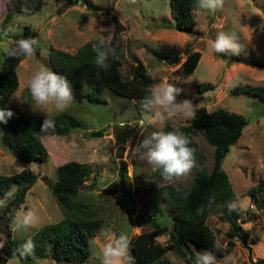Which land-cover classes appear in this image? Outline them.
<instances>
[{"label":"rangeland","instance_id":"rangeland-1","mask_svg":"<svg viewBox=\"0 0 264 264\" xmlns=\"http://www.w3.org/2000/svg\"><path fill=\"white\" fill-rule=\"evenodd\" d=\"M70 1L68 4V0H0V63L4 49L10 46L25 25L36 30L35 39L39 42L36 55L24 57L17 64L18 86L11 93L8 104L33 121L58 112L51 105L44 110L45 113L33 110L28 90L31 75L41 67L53 71L48 54L51 46L74 52L89 39L111 38L115 15L123 24L117 37L121 38L119 42L123 41L124 46L123 60L119 64L124 77L131 78L138 71V65L142 64L148 74L155 73L156 81L151 87L163 82L175 85L181 90L177 100H191L194 110L198 107L207 110L224 107L246 117L247 123L241 135L221 159V166L236 194L247 197L250 202L249 210L239 222L246 229L244 241L238 235L231 237V226L218 217L217 212L222 205L213 208L206 221L215 241L222 245L229 237L235 241L226 253H215L217 264H223V257L232 252L237 254L236 264H264V191L257 187L259 180L264 178V100L250 92H232L237 81L264 85V0H223V7L216 12L196 6L193 10L195 24L185 29L174 27L169 0ZM89 2L96 7L91 8ZM163 23L169 25L164 26ZM221 31L237 35L245 48V52L239 55L240 61L231 62L209 52L211 42ZM126 43L133 56L128 54ZM187 43L189 49L199 52V58L194 70L181 76L175 68L188 54L185 50ZM147 48L157 49L163 57H156ZM113 63L111 60L110 64ZM90 81L91 78L86 77L78 86H72L74 99L66 110L78 118V123L65 134L41 135L48 151L44 160L22 162L3 143L0 125V173H15L24 167L38 173L22 203L8 205L10 198L5 199L6 194L0 199L4 201L0 205V264H16L12 256L2 262L5 257L1 247L4 240L22 243L42 224L69 213L56 202L52 191L56 166L64 161L74 159L92 165L91 175L79 184L74 196L83 209L102 220L100 229L90 242L106 228H111L116 234L127 233L130 238L135 233L165 224L166 229L153 237L156 246L168 242L169 224L175 210L165 186L187 184L198 170L209 171L212 167L214 146L195 128L191 133L196 149L195 166L191 172L171 181L154 175V166L133 151L143 139L139 132L140 121L147 125L148 114L136 106V97L122 95L104 86L98 99L89 100ZM201 81H210L212 88L200 91L198 83ZM181 124H189L188 118L177 116L165 125ZM153 130L147 127L144 135ZM92 132H101L102 135H92ZM119 145L124 149L123 156L118 157L115 153ZM152 178L156 181V189L150 186ZM10 190L15 191V185ZM123 190L130 193L135 201V213L131 212ZM253 205L255 210L251 207ZM22 207L37 213L38 224L27 232H13L16 212ZM136 215L143 218L139 224ZM204 250L208 249L189 243L185 256L171 248L159 258L161 264H195L196 253ZM97 257L98 248L90 243V254L80 263L55 260L49 255L36 257V262L100 264ZM152 264H159V261Z\"/></svg>","mask_w":264,"mask_h":264},{"label":"trees","instance_id":"trees-1","mask_svg":"<svg viewBox=\"0 0 264 264\" xmlns=\"http://www.w3.org/2000/svg\"><path fill=\"white\" fill-rule=\"evenodd\" d=\"M71 1L68 0V4ZM170 14L174 18L176 29L191 28L195 24L193 10L197 6V0H169ZM91 8L96 4L89 2ZM114 29L111 40V47L115 48V56H109L107 63L109 68L105 71L95 64L96 54L92 51L93 44L102 38H93L82 43L72 52L55 46L49 48V63L53 71L66 77L73 87L78 86L84 78L90 77L91 91L87 97L89 100L99 98L102 87L111 88L117 93L128 97H136V106L142 107L141 99L148 95V90L155 83V78L144 70L139 64L138 71L132 74L131 78L122 75L119 64L121 55L124 54L123 41L117 37V33L123 28L120 20L113 15ZM162 25L167 26L168 23ZM36 30H31L25 25L23 31L16 35L15 40L20 38H35ZM107 39L106 37H103ZM15 40L9 47L15 46ZM127 52L133 56L131 48L127 45ZM8 47V48H9ZM149 52L158 58L163 57L155 48H147ZM186 58L175 68L177 74L186 76L191 73L199 58L198 51L189 49L186 44ZM37 53V52H36ZM224 59L231 62L240 61V56H225L217 53ZM8 57L4 52L0 63V109H10L14 115L8 122L0 123L2 126L1 139L19 159L25 162L30 159L44 160L48 151L41 139V125L47 118L33 121L21 112L13 109L8 104V99L18 86L17 64L21 59ZM137 59L136 56H134ZM113 60V64L110 61ZM210 81L198 83L200 91L212 88ZM232 92H250L264 100V85L249 84L238 81L232 86ZM194 118L189 120V124L178 126L164 125V131L179 129L191 140L190 147L195 149V141L191 133L199 129L207 141L214 146L213 164L209 171L198 170L191 182L176 187L167 184L164 188L171 197L175 210L171 215V223L168 230V242L165 245H157L154 242V235L166 229L164 225H157L154 228L135 233L130 237V255L132 264H152L153 262L162 263L160 255L166 250L175 248L183 256L186 255L189 243L210 250L214 240V233L208 226L206 218L209 212L218 205H222L217 212L218 217L227 222L232 230L231 237L238 235L244 241L243 235L246 229L240 225L242 214L235 212L229 213L227 202L236 197V192L232 186L226 171L221 166V159L228 152L242 133L246 125V117L240 113L224 107H216L207 110L205 107H198ZM49 119L55 121V130H49L47 134H65L70 131L73 125L78 123V118L68 110L58 111L50 116ZM196 150V149H195ZM196 155V151H195ZM124 164L121 169L123 170ZM56 179L52 187L56 202L69 213H66L58 220L50 221L38 227L29 237L35 242V250L31 256L20 254L21 242H11L4 240L1 247L5 255L3 261L12 256L16 264H37L36 257L49 255L55 260H67L73 263L84 261L90 254V239H92L100 229L102 220L92 216L89 210L83 209L74 198L80 183L91 175L92 165L86 161L70 159L56 166ZM162 169L153 168V174L162 176ZM122 174V172H121ZM38 173L30 168H22L15 173H0V199L15 185L14 195L9 199L8 205L20 204L24 201L27 190L36 180ZM155 179L150 180L152 189H156ZM257 187L264 191V178L259 180ZM254 190V188H252ZM185 194L187 198L185 199ZM215 196V203L208 207L209 198ZM203 207V214L198 215L197 209ZM229 237L224 245V251L216 252L224 254L229 251L235 241ZM159 258V259H158ZM4 264H7L3 262ZM2 263V264H3Z\"/></svg>","mask_w":264,"mask_h":264},{"label":"clouds","instance_id":"clouds-1","mask_svg":"<svg viewBox=\"0 0 264 264\" xmlns=\"http://www.w3.org/2000/svg\"><path fill=\"white\" fill-rule=\"evenodd\" d=\"M223 7V0H197V8L209 12H216ZM39 42L35 38H20L15 40V46L4 49L6 55L12 58H32L36 55ZM209 52L219 53L225 56H239L245 52V48L239 42L237 35L221 31L211 42ZM92 51L96 54L95 64L107 71L109 56H115V48L111 47V40L100 39L93 44ZM154 76L155 73H149ZM241 81H238L240 83ZM28 90L33 101V110L44 112L48 106H54L57 111L66 110L74 99L70 81L45 67L35 71L28 82ZM181 90L169 82L154 85L148 90L140 104L148 114V122L140 121L139 132L143 139L133 149L140 159L146 160L155 168L162 169V176L166 180H173L188 175L195 166V149L190 147V138L179 129L164 131L163 126L167 121L177 116L194 118L193 103L189 99L177 100ZM45 113V112H44ZM14 113L10 109H0V123H7ZM147 127L155 130L144 135ZM49 130H55V121L47 118L41 125V133L47 134ZM24 161V160H23ZM14 190L6 193L5 199L11 198ZM185 199L187 194H185ZM4 201H0L2 205ZM215 203V196L209 198L208 207ZM250 202L247 197L236 194L234 200L227 202L229 213H245L249 210ZM255 210V206H251ZM204 208L197 209V214H203ZM39 217L29 208H20L16 212L13 221V232H27L35 228ZM98 248L100 264H132L130 255V238L127 233L116 234L111 228L101 230L100 236L90 242ZM35 250V242L28 237L21 245L20 254L31 256ZM219 241H215L210 250L196 253L195 264H217L216 252L224 251ZM237 254L229 253L223 257V264H236Z\"/></svg>","mask_w":264,"mask_h":264},{"label":"water","instance_id":"water-1","mask_svg":"<svg viewBox=\"0 0 264 264\" xmlns=\"http://www.w3.org/2000/svg\"><path fill=\"white\" fill-rule=\"evenodd\" d=\"M91 134H92V135H102L101 132H92ZM123 149H124V148H123V145H119V147H118V149H117L115 155L118 156V157H119V156H123ZM20 160L23 162V159L20 158ZM123 192H124L125 196H126L127 199H128V202H129V204H130V210H131V212H135L136 204H135V202H134V200H133L131 194L128 193L126 190H123ZM135 219H136L137 224H139L143 218L140 217V216H138V215H136V216H135Z\"/></svg>","mask_w":264,"mask_h":264},{"label":"bare ground","instance_id":"bare-ground-1","mask_svg":"<svg viewBox=\"0 0 264 264\" xmlns=\"http://www.w3.org/2000/svg\"><path fill=\"white\" fill-rule=\"evenodd\" d=\"M135 202V201H134ZM136 204V203H135ZM136 210H137V206H136V209H135V212H136ZM135 212H132V213H135Z\"/></svg>","mask_w":264,"mask_h":264}]
</instances>
